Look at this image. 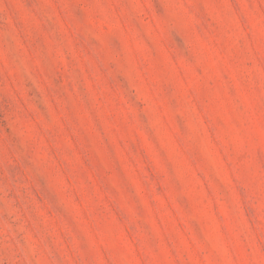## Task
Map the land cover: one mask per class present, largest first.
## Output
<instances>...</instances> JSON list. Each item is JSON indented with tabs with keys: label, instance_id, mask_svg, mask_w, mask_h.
<instances>
[{
	"label": "rangeland",
	"instance_id": "1",
	"mask_svg": "<svg viewBox=\"0 0 264 264\" xmlns=\"http://www.w3.org/2000/svg\"><path fill=\"white\" fill-rule=\"evenodd\" d=\"M0 264H264V0H0Z\"/></svg>",
	"mask_w": 264,
	"mask_h": 264
}]
</instances>
